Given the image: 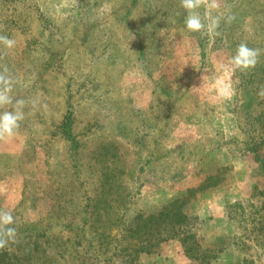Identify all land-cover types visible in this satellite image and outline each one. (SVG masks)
I'll list each match as a JSON object with an SVG mask.
<instances>
[{"label": "rangeland", "instance_id": "rangeland-1", "mask_svg": "<svg viewBox=\"0 0 264 264\" xmlns=\"http://www.w3.org/2000/svg\"><path fill=\"white\" fill-rule=\"evenodd\" d=\"M219 3L199 9L205 23L235 16L214 36L186 28L180 0H0V34L16 41L0 64L27 102L0 142V209L17 229L7 258L264 264V0ZM242 42L262 50L247 72L229 62ZM176 198L187 222L140 251L130 225L147 231Z\"/></svg>", "mask_w": 264, "mask_h": 264}, {"label": "clouds", "instance_id": "clouds-1", "mask_svg": "<svg viewBox=\"0 0 264 264\" xmlns=\"http://www.w3.org/2000/svg\"><path fill=\"white\" fill-rule=\"evenodd\" d=\"M180 5L184 9L185 26L190 32H198L202 35L220 36L218 31L221 20L225 24H231L235 19L234 15L221 17L220 15H208L207 23L202 19L199 9L208 7L210 9H218L220 7L219 0H180ZM16 41L7 35L0 34V60L7 55V50L15 47ZM262 50L259 48H250L247 43L242 42L237 46L235 54L230 58V64L233 70L247 72L254 69L259 62ZM13 78L7 64H0V109L11 106L10 110L0 112V142H6L14 137L20 124L24 119L23 109L26 106L24 99H15L11 95L13 91ZM218 96L222 101H229L234 94V89L227 83L218 86ZM257 96L264 99V85L259 86ZM32 107L39 106L38 100L33 99ZM46 107V106H45ZM15 223L14 216L11 211L0 209V250L6 249L10 244L17 243V229L13 226Z\"/></svg>", "mask_w": 264, "mask_h": 264}, {"label": "trees", "instance_id": "trees-1", "mask_svg": "<svg viewBox=\"0 0 264 264\" xmlns=\"http://www.w3.org/2000/svg\"><path fill=\"white\" fill-rule=\"evenodd\" d=\"M184 207V198H176L172 200L169 204L164 205L163 208L155 214L147 215L144 218V223L148 225L147 231H142L141 225H137V228H133L134 225L128 228L131 235L134 234L136 238H142L141 242L143 243L142 249L140 251H146L147 253L152 251V247L158 246L160 243L167 241L171 238H175L172 229H175L178 224L187 222L189 215L183 210ZM134 221V220H133ZM186 230L184 227L177 229ZM188 232V230H186ZM185 234V233H184ZM194 234V233H193ZM185 237L182 239L183 243L186 245L185 250L189 251L191 246H189L188 239ZM155 240V241H154ZM12 249L7 247L4 250H0V264L5 262L6 264H15L14 258L8 257L7 255L11 254ZM132 254V253H130ZM4 256V258H2ZM5 259V260H4ZM5 264V263H4Z\"/></svg>", "mask_w": 264, "mask_h": 264}]
</instances>
